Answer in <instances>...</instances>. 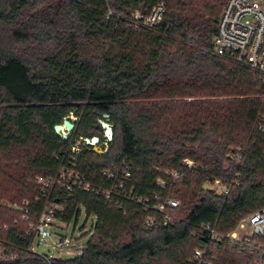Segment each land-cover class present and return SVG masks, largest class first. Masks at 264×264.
Returning a JSON list of instances; mask_svg holds the SVG:
<instances>
[{
    "label": "trees",
    "instance_id": "obj_1",
    "mask_svg": "<svg viewBox=\"0 0 264 264\" xmlns=\"http://www.w3.org/2000/svg\"><path fill=\"white\" fill-rule=\"evenodd\" d=\"M226 1L0 0V264H186L206 243L202 225L227 234L264 207V83L213 52ZM158 5L154 26L135 19ZM70 113L77 120L65 139L54 126ZM105 115L108 150L84 145L72 155L74 139L103 138ZM122 162L125 186L145 203L53 188L57 220L84 210L93 233L71 258L32 250L30 228L49 201L38 176L74 165L101 191L113 184L101 171ZM215 179L227 194L205 187ZM166 197L179 206L157 210ZM1 200L25 202L27 219ZM213 248L215 264L248 261L225 243Z\"/></svg>",
    "mask_w": 264,
    "mask_h": 264
},
{
    "label": "built area",
    "instance_id": "obj_2",
    "mask_svg": "<svg viewBox=\"0 0 264 264\" xmlns=\"http://www.w3.org/2000/svg\"><path fill=\"white\" fill-rule=\"evenodd\" d=\"M163 11V6L158 5L152 9L150 14L142 16L139 12H135L134 17L140 24L152 27L159 22ZM213 52L217 56L229 58L234 63L248 68L264 83V0H227L225 2L217 19V28L213 37ZM66 118L72 120L70 115L64 119ZM260 131L264 132V126L260 127ZM62 132L68 137L72 131L69 132L63 127ZM108 142L109 139L105 136L93 143L89 141V138L78 137L73 140L70 152L72 155H77L84 145H90L94 152L103 154L108 150ZM183 164L188 168L193 166V162L187 159L183 161ZM101 174L113 182L110 188L101 191L86 181L84 175L77 171L74 165L61 167L54 175L38 176L36 182L47 200L53 188L60 189L67 194H71L74 189L78 188L85 192L101 193L108 203L114 202L113 194L117 197L123 195L128 199H137L141 203L147 201L138 199L134 194L133 185L125 186V181L130 178V170L124 162L119 166L104 168ZM167 174L175 180L180 177V172L175 170L168 171ZM116 181L119 183L117 184ZM158 183L160 187L165 188L163 180H158ZM211 184L218 187L219 193L227 194L229 191L227 184L219 179H215ZM115 204L120 206L118 201ZM179 204V200L166 197L156 208L163 212L166 208H176ZM13 207L22 212L24 220L27 219L28 210L25 202L19 207L14 204ZM60 209L61 205L56 201L49 200L46 203L37 223L32 225L29 231L33 235V243L36 238L45 242L44 238L50 236L51 233L47 227L55 225L56 215ZM94 221L92 218L89 228L86 231L81 230L80 233L89 238L93 233ZM202 229L206 243L193 251L186 264H215L216 254L213 247L223 243L238 253L248 256V261L244 264H264V207L242 216L236 227L227 234L219 233L211 225H202ZM244 230L248 232H242ZM74 240L77 239L72 237L68 240L60 237L58 243L52 246V250L75 248L79 254L83 246L75 245ZM32 250H34L33 244ZM54 256L52 254L49 257Z\"/></svg>",
    "mask_w": 264,
    "mask_h": 264
},
{
    "label": "rangeland",
    "instance_id": "obj_3",
    "mask_svg": "<svg viewBox=\"0 0 264 264\" xmlns=\"http://www.w3.org/2000/svg\"><path fill=\"white\" fill-rule=\"evenodd\" d=\"M70 116H72V121H76L77 117L75 114L70 113ZM102 121V120H101ZM99 133H103V130L101 129ZM104 136V134H103ZM0 184L1 185H7V179L5 176H2L0 174ZM206 188L214 189L216 192H218V187L214 186L212 184H205ZM1 203L4 206L13 207L12 204L7 200H1ZM14 205V204H13ZM91 217L87 216L84 210H81V213L78 215L77 218L73 217L68 223H63L59 220L56 221L55 225L47 227V230L51 233L50 236L45 237V242L40 241L38 238L34 240L33 248L34 251L51 256L54 254V257L59 258H71L74 256H77V251L75 248H67V249H54L52 250V246L58 243L59 238L68 239L71 240L72 237L76 238L77 240H74L73 242L75 245H81L84 246L85 243L88 240V237L86 235L81 234L80 231H86L90 224H91ZM77 227V229H75ZM242 232H248L247 230H244ZM84 233V232H83ZM43 239V238H42ZM72 242V241H71Z\"/></svg>",
    "mask_w": 264,
    "mask_h": 264
},
{
    "label": "water",
    "instance_id": "obj_4",
    "mask_svg": "<svg viewBox=\"0 0 264 264\" xmlns=\"http://www.w3.org/2000/svg\"><path fill=\"white\" fill-rule=\"evenodd\" d=\"M101 125L104 128L103 134L106 138H108L109 140L112 139L113 137V129H112V125L109 121V117L108 115L104 116V120L101 121ZM63 127L66 128L67 131L71 132L74 130V123L70 120V118H66L63 120V122L61 124H57L54 126V131L58 136H61L63 138H67V135H65L62 131H63ZM89 141L91 143L93 142H98V137L94 136L92 138L89 139Z\"/></svg>",
    "mask_w": 264,
    "mask_h": 264
}]
</instances>
